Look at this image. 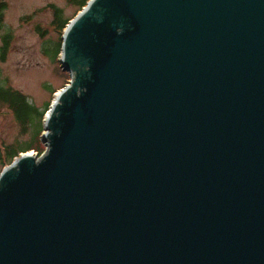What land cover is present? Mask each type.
<instances>
[{"label":"water","instance_id":"1","mask_svg":"<svg viewBox=\"0 0 264 264\" xmlns=\"http://www.w3.org/2000/svg\"><path fill=\"white\" fill-rule=\"evenodd\" d=\"M41 156L0 172V264H264V0H89Z\"/></svg>","mask_w":264,"mask_h":264},{"label":"rangeland","instance_id":"2","mask_svg":"<svg viewBox=\"0 0 264 264\" xmlns=\"http://www.w3.org/2000/svg\"><path fill=\"white\" fill-rule=\"evenodd\" d=\"M56 5L63 10L64 16L72 19L78 12L76 4L70 0H0V44L4 33L11 34L10 49L5 61L0 62V78L7 85L18 90L28 101L43 110L46 103H51L53 93L62 88L71 78L62 71L58 58L52 61L43 54L46 45H53L57 33L50 27L52 11L48 5ZM46 30L41 36L37 28ZM28 133H22L19 123L6 106L0 107V145L16 141H27ZM39 151L44 152L46 144L39 141ZM30 154L38 157L37 151ZM0 162V172L4 169Z\"/></svg>","mask_w":264,"mask_h":264},{"label":"trees","instance_id":"3","mask_svg":"<svg viewBox=\"0 0 264 264\" xmlns=\"http://www.w3.org/2000/svg\"><path fill=\"white\" fill-rule=\"evenodd\" d=\"M88 0H70V3L76 4L78 11L86 5ZM3 5L0 6L2 8ZM50 11H52V18L50 21V27L53 32H56L58 37L53 45H46L43 49V54L47 55L52 61L57 60L61 50V35L62 30L65 28L70 18L65 17L63 10L56 5H48ZM0 13V21H1ZM41 36L47 34L46 30L37 28ZM12 41L11 34L4 33L1 38L0 44V62L5 61V56L10 49V43ZM6 106L9 111L12 112L14 119L19 123L22 133L29 135L27 141H16L13 143H5L0 145V162L3 166L10 163L19 153L28 152V150H35L37 154L39 151V141L43 130L42 118L45 112L48 110L49 102L44 104L43 110L30 103L26 96L20 93L16 89H12L7 85L5 79L0 78V107Z\"/></svg>","mask_w":264,"mask_h":264},{"label":"bare ground","instance_id":"4","mask_svg":"<svg viewBox=\"0 0 264 264\" xmlns=\"http://www.w3.org/2000/svg\"><path fill=\"white\" fill-rule=\"evenodd\" d=\"M45 120V119H44Z\"/></svg>","mask_w":264,"mask_h":264}]
</instances>
